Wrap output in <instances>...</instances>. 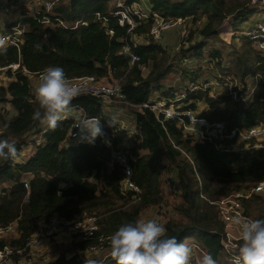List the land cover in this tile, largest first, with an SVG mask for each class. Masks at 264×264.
I'll use <instances>...</instances> for the list:
<instances>
[{
	"label": "trees",
	"instance_id": "obj_1",
	"mask_svg": "<svg viewBox=\"0 0 264 264\" xmlns=\"http://www.w3.org/2000/svg\"><path fill=\"white\" fill-rule=\"evenodd\" d=\"M111 1L59 0L53 11L70 28L56 21L42 23L44 12L40 11L23 20L27 31L19 51L12 47L0 49V67L20 65L13 80L0 89V106L7 104L14 111L9 118L0 110V139L15 142L18 154L32 146V152L23 159L0 160V229L5 233L13 229L0 239V245L21 247L52 217L71 221L82 214L95 215L98 230L92 239L74 236L57 245L54 260L32 263L87 264L90 247L109 249L108 238L119 226L139 220L144 212L161 203L166 175L174 178L178 189L169 204L173 214L164 224L166 236H175L179 242L192 238L217 263L226 264L220 246L225 226L211 203L261 182L264 145L254 148L258 142L252 140L247 146L230 150V144L222 142L221 148L214 139L185 135L179 121L165 120L143 105L162 100L166 106L199 113L211 123L222 122L226 131L264 125V82L257 83L250 100H241L249 93L245 77L264 76V51L245 36L234 35L226 43L218 34L226 22L235 33L239 32L255 16V6L252 0H125L131 10L139 2H146L151 14L182 20L183 28L166 32L183 35L177 50L171 52L149 36L151 19L136 18V29L127 36L126 28L110 16L114 10ZM80 21L86 24L77 25ZM106 29H111L113 35L109 36ZM126 46L139 58L137 62L130 64L123 55ZM47 67H62L70 80L94 77L119 83L124 96L119 105H127L134 117L131 145L125 151L140 194L121 192V171L111 163V152L99 142L67 144L73 130L72 118L59 122L55 130L32 119L39 106L30 79L21 70L38 77ZM171 74L176 75V83H168ZM210 80L226 85L213 88L207 86ZM190 83L197 89L189 90ZM230 84L236 98L228 90ZM182 92L185 97L176 101ZM75 104L87 116L107 120L96 99L81 95L73 99L71 105ZM40 137L41 143L37 144L34 140ZM113 142L115 149L118 145L115 139ZM242 204L248 216L264 219V196L253 194ZM13 259V264H22ZM91 260L115 263L111 254Z\"/></svg>",
	"mask_w": 264,
	"mask_h": 264
},
{
	"label": "built area",
	"instance_id": "obj_2",
	"mask_svg": "<svg viewBox=\"0 0 264 264\" xmlns=\"http://www.w3.org/2000/svg\"><path fill=\"white\" fill-rule=\"evenodd\" d=\"M16 2L23 11L22 18L18 22L8 21L5 16H10L11 11L6 7H0V36H6L7 43L5 47H12L19 51L21 44L23 42V37L27 31V26L23 22L26 17L36 16L40 11H43L41 22L46 25L52 24V22H58L63 28H70L69 25L64 24L59 21L54 13V5L59 0H12ZM91 1V0H83ZM114 10L110 12V16L113 17L120 27L126 28L127 36H132L133 32L136 29L137 22L136 20H152V26L149 31V36L154 40H158L164 35L169 29L173 28L174 25H181L182 20L178 19L171 21L165 17H159L157 14H151L150 12L142 13L141 11L131 10L125 5V0H112L111 1ZM252 5L257 6L261 9V13H256L260 19H257L250 23L248 27L239 32H231V38L234 35L239 37L245 36L248 40L256 43V48L260 51H264V0H252ZM135 9V7H133ZM98 20H102V17L99 14H96ZM137 18V19H136ZM104 23H107L106 19H103ZM78 24L85 25L84 21H80ZM76 25V26H77ZM109 36L113 35L111 29H106ZM222 30V29H221ZM220 38L226 41L223 38V35L218 32ZM135 38V37H134ZM231 40V39H230ZM123 55L129 59L130 64H133L139 60V58L134 55L129 46L123 48ZM20 65L14 63L8 66L0 67V89L4 88L10 81L13 80L14 74L19 71ZM22 74L26 75L30 80L36 76H32L27 70L22 69ZM40 78V76H38ZM111 80V79H110ZM105 78V79H96L94 77H83L74 80H70L71 83L78 85L81 89V95H88L96 99L101 107L102 105L111 106L119 105L124 96L120 90V85L118 82ZM255 84L258 82H264V76L259 74L255 75L253 78L248 79ZM249 81L245 79L246 90H249L247 84ZM221 85H226V83L216 80H210L207 86L217 88ZM38 86V85H37ZM37 86H34L35 89ZM253 90L256 89V85L253 86ZM197 87L193 84H189V90L194 91ZM230 93L236 98V93L232 90V85H229ZM33 95L35 91L32 88ZM78 97V96H77ZM185 97V93H181L180 97L176 100L179 101ZM75 99V98H74ZM35 100V95H34ZM243 101L250 100V95H245L241 98ZM4 105V104H2ZM1 105V106H2ZM7 105V104H6ZM0 110L3 114L11 118L14 115L13 109L7 105L6 107H1ZM144 108L149 109L157 116H162L165 120L179 121L183 128V132L186 135H191L198 140H211L214 139L219 142V147L222 146V142L229 143L230 150H238L243 146L249 145L250 141L255 140L258 142L254 148H261L264 145V125H257L249 130L241 131L238 128H234L230 131H226L224 124L222 122L211 123L206 118L200 117L199 114L191 111H181L180 106L175 108L173 105L166 106L164 101L158 102H149L143 105ZM107 120L103 122L100 118L92 116L89 117L86 115L84 109L78 105H70L69 115L66 119L72 118L74 120L73 130L69 133V142L79 143L81 141H86L83 139V136L86 133H82L80 128L77 127L82 121L89 120L91 118L99 119L100 125L103 130V135L95 139L94 142H99L101 146L111 152V163L117 165L121 171V181H120V190L123 194H131L137 196L140 194V189L132 179V168L129 162V156L127 155L125 149L128 145L124 144L123 141L125 138L130 139L133 133L127 135L125 134L124 138L119 139L120 130L129 131L125 126H120L115 123L114 120L108 115H105ZM111 123V124H110ZM46 130H43L44 134ZM113 139L117 142V147L114 148ZM37 144L41 143V137L34 140ZM131 142V141H130ZM23 159V150L18 154V159L13 160L18 161ZM164 175V198L159 205L154 207L155 214L152 216L143 218V215L140 219H156L158 222L165 224L167 218L173 214V211L170 205L167 203V197L177 193L178 189L174 184V178ZM25 190H28V184L24 183ZM253 194H260L264 196V178L261 182L253 186L250 190L238 191L228 197H225L217 202L211 203L217 207L219 212L220 221L225 226V234L220 241L221 254L223 256V261L226 264H233V258L238 254V248L240 246V230L237 225L233 223V220L236 217H241L243 219H254L251 216H248L245 212V209L242 204V200H247ZM9 230V229H8ZM7 230V231H8ZM98 230L97 217L95 215H79L71 221L59 220L55 217H52L47 223L41 224L38 231L31 235L26 242L18 248L11 247L10 245H5L1 247L0 245V264H13V258H17L18 261L22 264H27L23 260H27L30 263L31 259L38 260L39 255L37 251H40L41 248L54 237H78L79 240H88L93 238V234ZM5 230L0 229V239L3 237ZM192 248V257L190 264H198L202 259L203 255L206 254L199 245L195 242L188 244ZM98 250H101L100 247L92 246L89 248V259L92 254H95ZM35 262V261H34ZM219 264V263H217Z\"/></svg>",
	"mask_w": 264,
	"mask_h": 264
},
{
	"label": "clouds",
	"instance_id": "obj_3",
	"mask_svg": "<svg viewBox=\"0 0 264 264\" xmlns=\"http://www.w3.org/2000/svg\"><path fill=\"white\" fill-rule=\"evenodd\" d=\"M6 36H0V49L7 43ZM81 94L78 85L71 83L62 67H47L40 76L35 89L38 109L32 119L50 130L69 115L74 98ZM111 124V123H110ZM88 143H92L103 130L99 119L91 118L77 125ZM18 159L15 142L0 139V160ZM233 223L240 230V246L233 264H264V219H243L236 217ZM110 254L115 264H190L192 248L179 242L175 236H166V227L156 219H139L119 226L109 238ZM87 264H98L89 260ZM198 264H217L211 254H204Z\"/></svg>",
	"mask_w": 264,
	"mask_h": 264
},
{
	"label": "rangeland",
	"instance_id": "obj_4",
	"mask_svg": "<svg viewBox=\"0 0 264 264\" xmlns=\"http://www.w3.org/2000/svg\"><path fill=\"white\" fill-rule=\"evenodd\" d=\"M65 2H67V0H65ZM110 4L112 5V3H110ZM0 7H6L12 12L10 16H5V18L8 21L18 22L22 18L21 8L16 2H14L12 0H0ZM134 7H135V9L132 8V10L141 11L142 13L148 12L149 9H150L149 5L146 2H139L138 5H136ZM255 11L258 14L262 12L261 9L259 8V6L256 7ZM257 19H260V17H258ZM253 20H254V18L251 19L249 22H247V24L243 25L241 27V30H243L246 27H248L250 25L251 21H253ZM180 27L183 28L184 24L183 25H174L172 29L177 28L179 30ZM173 31H175V30H173ZM173 31H170V32H173ZM232 32H234V31L232 30ZM168 33H165L164 35H162V37L160 39H158L156 41H159L163 46H166L168 51H171V52L176 51L177 50V42L180 41V39H181L180 37H181L182 33L178 32V31L174 32V34H170V35ZM220 33L223 35V38L226 41H228V39H226L225 35H226V33H229V35H230V32L222 31ZM185 34H187V33H185ZM182 37H183V35H182ZM229 51L230 50H228V52ZM225 65H227V64H225ZM253 77L254 76H251V75H247L245 77V79H247V81H249L247 86H249L250 89L247 90V91H249L248 95H250V98L252 96V93L257 89V84H255L254 82L248 80V79L253 78ZM168 80H170V82H168V83H171V84L172 83H176L175 81L177 80V77H176L175 74H171L169 76ZM39 83H40V78L39 77H34L32 80H30L31 88H33L34 91H35V87L34 86L39 85ZM254 85H256V89L255 90H253V88H254L253 86ZM213 91H215V89H213ZM213 91H211V92H213ZM218 93H220V92H218ZM124 105H126V104H124ZM6 106L7 105L4 104L1 107H6ZM126 106H122V105L105 106V105H102V112H103L104 115H108L111 118V120H114L115 123L120 126V129H121L122 126H125L128 129L129 128L134 129V117H133V114L130 111V109L127 108ZM202 109H203V107L201 106L198 109L199 110L198 112H200V110L202 111ZM126 133H129V131L127 130L125 132L123 130H120V135L121 136H125ZM33 139L34 138H32L31 140H33ZM70 144L74 145L76 143L70 142ZM31 152H32V146H27L25 149H23V158L28 156ZM167 203L168 204H172L173 203V195H170V196L167 197ZM153 214H155V209L151 208V209H148L146 212H144L142 215H143V218H146V217L152 216ZM12 232H13V229L10 228L9 231H7L4 235H2L3 238H6ZM62 238L63 237H54L53 239H50L43 246V248H41L40 251H37V255H39V257H38V260H34L35 262L33 261V259H31L30 263H28L27 260H23V262H25L27 264H32V263H44V262H48V261L54 260L57 257V255H58L57 245L59 243H67L73 237H71V236L65 237L64 236L63 240H62ZM192 241H193L192 238H187V239H184L182 242L186 243V244H190ZM110 252H111L110 248L109 249L107 248L105 250H98L95 254H92L91 257H93V259L94 258L100 259V258L106 257L108 254H110Z\"/></svg>",
	"mask_w": 264,
	"mask_h": 264
},
{
	"label": "crops",
	"instance_id": "obj_5",
	"mask_svg": "<svg viewBox=\"0 0 264 264\" xmlns=\"http://www.w3.org/2000/svg\"><path fill=\"white\" fill-rule=\"evenodd\" d=\"M258 17H259V16H257V15L255 14V16L253 17V18H254L253 21L257 20ZM253 18H252V19H253ZM253 21H252V22H253ZM226 26H227V27H226ZM221 29H222V31L230 32V34H231V32H232V28H231V26H230V24H229L228 22H226V23L222 26ZM221 29H220V30H221ZM228 34H229V33H226V35H228ZM228 36H229V35H228ZM229 41H230V39H229ZM115 106H116V105H115ZM115 109H116V108H115ZM129 129H131V128H129ZM129 132H130V133H133V132H134V129L129 130ZM126 134H127V133H126ZM128 134H129V133H128ZM128 134H127V135H128ZM122 138H124V136H121V135H120V136H119L120 141H121ZM130 140H131V139L125 138L124 141H123V143L126 144V145H128V147H129V146L131 145ZM62 240H63V238H62Z\"/></svg>",
	"mask_w": 264,
	"mask_h": 264
},
{
	"label": "bare ground",
	"instance_id": "obj_6",
	"mask_svg": "<svg viewBox=\"0 0 264 264\" xmlns=\"http://www.w3.org/2000/svg\"><path fill=\"white\" fill-rule=\"evenodd\" d=\"M229 35V34H228ZM225 35V37H226V39H228V41H229V39H231V36L229 35Z\"/></svg>",
	"mask_w": 264,
	"mask_h": 264
},
{
	"label": "water",
	"instance_id": "obj_7",
	"mask_svg": "<svg viewBox=\"0 0 264 264\" xmlns=\"http://www.w3.org/2000/svg\"><path fill=\"white\" fill-rule=\"evenodd\" d=\"M218 32H222V30H219Z\"/></svg>",
	"mask_w": 264,
	"mask_h": 264
}]
</instances>
